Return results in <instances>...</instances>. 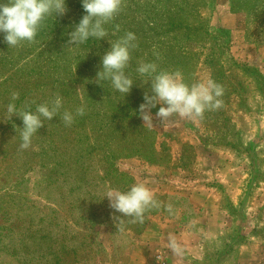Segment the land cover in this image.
<instances>
[{"label":"rangeland","instance_id":"1","mask_svg":"<svg viewBox=\"0 0 264 264\" xmlns=\"http://www.w3.org/2000/svg\"><path fill=\"white\" fill-rule=\"evenodd\" d=\"M66 7L63 16L46 18L35 43L9 48L0 33V264H55L56 250L49 245L68 241L53 239L60 236L55 212L61 229L89 224L76 214L69 217L65 197L71 191L84 201L82 212L96 213L87 219L96 235L99 213L110 207L106 192L128 180L114 169L138 183L125 165L190 171L196 152L205 150L221 155L220 178L212 186L230 219L221 238L206 245L201 264H233L250 243L256 247L244 253L255 260L247 264H264V0H125L123 11L106 25L105 39L90 38L75 48L68 47V34L86 13L82 0H66ZM129 31L137 47L126 69L134 84L124 96L110 81H94L109 41ZM140 62L179 70L189 85L212 78L223 87V106L196 121L177 118L161 125L157 105L151 109L154 127L144 125L139 107L145 93H152L149 78L136 71ZM12 92L19 93L17 109L29 103L34 111L59 94L64 109L75 113L84 106L85 115L71 126L59 116L45 120L31 147L21 150L22 119L6 112ZM184 193L155 198L159 206L168 204L170 216L186 203ZM97 234L104 245L97 247L96 264L129 259L131 244L113 248L108 232L100 228Z\"/></svg>","mask_w":264,"mask_h":264},{"label":"clouds","instance_id":"2","mask_svg":"<svg viewBox=\"0 0 264 264\" xmlns=\"http://www.w3.org/2000/svg\"><path fill=\"white\" fill-rule=\"evenodd\" d=\"M124 2L82 0L86 14L68 34V47H79L90 38L105 39L109 35L106 25L123 11ZM66 12V0H6L0 3V33L5 34L4 41L9 48L21 46L23 42L32 44L36 42L38 31L47 17L63 16ZM116 30L119 31V25H116ZM136 40V35L129 31L119 39L109 41L111 47L102 56V70L97 72L95 83L102 86L101 81H110L112 88L124 96L130 92L134 81L126 69L130 65L131 50L137 47ZM136 71L151 82L152 95L146 92L145 103L139 107L144 125L154 127L151 109L157 105H161L155 114L161 125H171L177 118L196 121L203 118L206 111H215L223 106V87L210 77L189 85L179 70H158L154 62H140ZM18 99L19 93L12 92L6 112L10 118L16 115L22 119L23 127L18 128L21 150L31 147L32 138L44 126L45 120L51 121L59 116L65 126H71L76 116L85 115L84 106L78 107L75 113L64 109V100L59 94L49 102L36 105L34 111L29 103L17 109L15 101ZM105 197L112 209L123 217L131 218L133 223H143L145 213L159 207L155 193L145 183H135L128 191L109 188ZM172 247L178 251L174 242Z\"/></svg>","mask_w":264,"mask_h":264},{"label":"crops","instance_id":"3","mask_svg":"<svg viewBox=\"0 0 264 264\" xmlns=\"http://www.w3.org/2000/svg\"><path fill=\"white\" fill-rule=\"evenodd\" d=\"M220 160V154L205 150V154L196 152L190 171L184 168L170 170L162 165H147L142 169L133 168L132 164L125 165L155 195L176 194L181 189L185 192L186 203L174 215L160 212L151 216L145 230L133 237L128 250L129 259L108 264H151L156 255L163 252L166 253L167 264H201L206 258V245L221 238L230 219L221 210L222 197L212 186V182L220 178ZM185 178L191 180V186L183 187ZM173 242L178 251L173 249ZM252 247L256 245L242 246L233 264L255 260L253 255L244 253L245 249Z\"/></svg>","mask_w":264,"mask_h":264},{"label":"trees","instance_id":"4","mask_svg":"<svg viewBox=\"0 0 264 264\" xmlns=\"http://www.w3.org/2000/svg\"><path fill=\"white\" fill-rule=\"evenodd\" d=\"M113 173L116 174L118 177L125 176L128 178L127 181H118L119 184L116 186L121 190V191H128L130 187L137 183L136 180L133 177H130L129 175L120 172L118 169H114ZM112 181V185H113ZM58 184H56L57 186ZM111 185V184H110ZM115 185V184H114ZM79 190V188H77ZM78 198L81 197H76L75 193L71 191L68 196L65 197V201L67 202L68 206V211L67 213L70 215L69 217H72L73 215L76 214V216H79L81 219L86 220L89 224L86 223L85 227L82 229H71L68 231L61 229V225L63 223L57 221V216L55 212V224L54 227H56L59 230V235L56 233L53 236V231H52V236L54 240L61 239V237H64L63 239H68L67 242H63L64 244L61 246L52 245L50 244L49 247H52L56 251H54L53 256L56 259L55 264H66L67 260L72 259L74 261V264H89L90 262L93 264H96L97 260L95 259L96 256L99 255L97 251V247H102L101 245H104L100 241H98V229L102 228V230H105L106 232L109 233L108 238H109V245H113V248H115L116 245H130L133 242V237L136 235L141 234L150 219L151 216L158 214L160 212L164 213L167 212L168 209V204L165 203L162 206H159L158 208H152L148 210L145 215H144V221L143 223H133L131 222V218L123 217L120 213L116 212L114 209L110 207H105V204H101L100 208L104 209V207L107 209V211H102L100 214V217L98 221H100L97 225L96 235L94 234L93 230V224L92 220L88 221L87 219H90L91 216L92 218H96V213L89 214L88 212H82L83 208V200H79ZM164 199V198H163ZM85 200V199H84ZM100 203L103 202V199L99 200ZM123 219L122 222L119 220ZM65 222V221H64ZM79 224V223H78ZM67 231V233H65ZM107 235V234H106ZM62 243V242H59ZM48 247V246H47ZM101 250V249H100ZM103 251V250H102ZM101 251V252H102ZM16 249L14 248L13 251V257L16 256ZM50 255V253H46V256ZM101 258H104L103 255H101ZM93 260V261H92ZM104 263L108 262H113V263H118L117 261H109L106 259H102ZM76 262V263H75Z\"/></svg>","mask_w":264,"mask_h":264},{"label":"built area","instance_id":"5","mask_svg":"<svg viewBox=\"0 0 264 264\" xmlns=\"http://www.w3.org/2000/svg\"><path fill=\"white\" fill-rule=\"evenodd\" d=\"M151 264H167L166 253L157 254Z\"/></svg>","mask_w":264,"mask_h":264}]
</instances>
